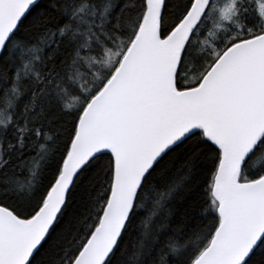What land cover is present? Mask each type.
<instances>
[{"label": "snow or ice", "instance_id": "obj_1", "mask_svg": "<svg viewBox=\"0 0 264 264\" xmlns=\"http://www.w3.org/2000/svg\"><path fill=\"white\" fill-rule=\"evenodd\" d=\"M0 264H264V0H0Z\"/></svg>", "mask_w": 264, "mask_h": 264}]
</instances>
